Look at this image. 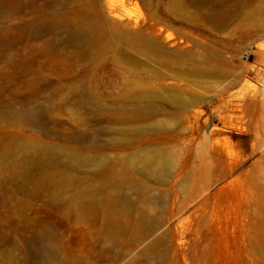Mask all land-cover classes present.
I'll list each match as a JSON object with an SVG mask.
<instances>
[{
	"label": "rangeland",
	"instance_id": "374dc122",
	"mask_svg": "<svg viewBox=\"0 0 264 264\" xmlns=\"http://www.w3.org/2000/svg\"><path fill=\"white\" fill-rule=\"evenodd\" d=\"M43 1L25 18L50 16ZM55 1L81 10L86 52L57 47L44 84L0 72V102L15 91L59 100L38 125L0 120V264H38L43 241L53 264H264V0ZM18 22L3 16L0 28ZM149 102L147 117L128 112ZM35 146L88 163L68 181L52 167L24 172ZM100 158L129 183L94 177ZM163 161L171 172L156 183L147 164Z\"/></svg>",
	"mask_w": 264,
	"mask_h": 264
},
{
	"label": "bare ground",
	"instance_id": "6f19581e",
	"mask_svg": "<svg viewBox=\"0 0 264 264\" xmlns=\"http://www.w3.org/2000/svg\"><path fill=\"white\" fill-rule=\"evenodd\" d=\"M38 1L40 0H0V19L3 16H16L17 18H19V22L17 24L11 23L6 29L0 28V72H4L5 81L15 82L17 79H20L23 76L27 75L30 76L31 81L34 80L37 81V83L39 82L40 84H44L46 78L44 75H41V71L43 70L42 68L51 63L53 58L49 57L52 56L57 47H63V49L73 47L76 49L77 56H83L86 52L85 50H81L87 44L86 32L83 29L82 22L79 18L81 10L79 8H76L72 12L69 11L66 14H62L59 9L64 8L65 3H57L55 0H49L47 1V4L53 8H56L50 16L43 18H37L34 16V18L32 19H26L23 13L28 8H30L31 10V7H33ZM251 1L252 0H214V6H226L229 3L230 6L235 9L236 6H239L241 4H250ZM44 2H46V0H44L43 3ZM72 14L76 16V18L74 17L75 20H73ZM57 28H62L65 31V35L62 38H49L45 40L43 39L44 36L56 31ZM39 56H43L42 58L46 56L47 58L45 57L46 60H44L43 63L39 64V62L42 61L38 60ZM60 56L68 57L67 53L60 54ZM49 85L58 90L56 84L50 83ZM14 89V86L13 88L5 87L3 88L2 92ZM57 94H59V92H57ZM37 98L38 97H36L35 94L19 95V93H16V91L13 92L12 97L7 99L4 98L2 99V102H0L3 103L2 105L8 106V109L3 110L0 113V120H17L29 124L38 125L41 123V120L43 118H54L57 114H55L56 107L54 108V106L56 105V103H58L59 100L54 95L50 96L43 102H41ZM16 104L20 105V109L16 110L11 107V105ZM182 104L185 106L186 102L182 101ZM152 106L153 104L151 102L144 103L141 106L135 105V107L130 109V111L128 112H130V114H134L133 116L147 117L150 115L151 110H153ZM204 121V123L201 122L200 114H198L196 118V125L194 126L195 131L197 130V132H201V130L205 128L204 124L208 123L209 119L207 118ZM211 134L212 132L207 133V137L209 139L211 138ZM43 149L37 146L32 147V152H29L32 157V161L27 163L24 172L41 170V168L46 166L52 167L55 168L54 170H57V173L60 176V180L68 181L71 180L68 172H71L68 171L67 168L82 170L83 166L87 165L88 163V161L80 158V153L78 152L66 151L64 153L56 152L53 154L52 152H42L45 150ZM209 152H223L218 141H212V143H209ZM96 164L98 170H95L96 172L93 171L94 177L101 174L104 179L108 183H110L111 186H115L116 189H122L129 183V176L126 173L123 174L121 171H113L112 164L109 160L101 158L96 159ZM57 166L63 167L58 168ZM146 172L152 175L153 180L156 183H163L165 177L170 174L171 169L169 164L165 161L160 162L158 166L155 164V162H150L147 164ZM94 204L95 203L92 200H85L82 203V206L85 209H91L93 208ZM142 221L143 217L139 218L135 223V228H139L141 225H143ZM33 254L35 255L38 264H53L54 251L49 246V243L47 241L35 244V246H33Z\"/></svg>",
	"mask_w": 264,
	"mask_h": 264
}]
</instances>
